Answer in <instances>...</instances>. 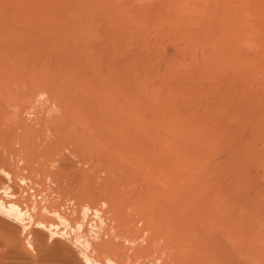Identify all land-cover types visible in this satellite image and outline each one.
I'll return each instance as SVG.
<instances>
[{
    "label": "rangeland",
    "instance_id": "374dc122",
    "mask_svg": "<svg viewBox=\"0 0 264 264\" xmlns=\"http://www.w3.org/2000/svg\"><path fill=\"white\" fill-rule=\"evenodd\" d=\"M2 84L97 243L264 264V0H0Z\"/></svg>",
    "mask_w": 264,
    "mask_h": 264
},
{
    "label": "bare ground",
    "instance_id": "6f19581e",
    "mask_svg": "<svg viewBox=\"0 0 264 264\" xmlns=\"http://www.w3.org/2000/svg\"><path fill=\"white\" fill-rule=\"evenodd\" d=\"M14 98L7 84L0 85V264H164L165 260H163L164 263L162 261V263H160L158 260L150 258V253L152 251L150 252L149 248L150 250L153 248L148 245V248H145L146 245L142 248V245L139 242V246L135 245V248H133V245L132 247V249H134L133 256L130 254L127 255V253L124 254V252L129 249L127 247L130 245L125 247L127 249L124 252L118 254L117 252L114 253L112 251L113 245L110 246L111 243H97V240L102 235L100 234V228H102V226H100V228L93 226L91 234L86 233L84 230V227H87V225H84V219L88 222L89 219H87V215H89L91 213L90 211L95 208V205L92 206L91 201L96 199V197L94 198L96 195L92 197L88 190H86L87 193L84 189V191H81L83 186L79 189V186L77 187V185H74L76 182L74 183L73 181H70L68 177L64 180L65 176H57L55 172L58 170H56V168H54V170L50 169L53 170L52 175V172L49 173L50 175L48 174L49 177L51 176L50 182L52 181L55 186H52V189L44 190L46 187L43 186L45 184H43V179L44 175H46L45 170L48 169L45 166L48 165L44 166L43 164L48 162L42 161L43 159L38 150H35L34 152H38L40 158L37 156H35L36 158L32 157L34 155L32 150L35 149L33 148V146H35V137L40 135L36 133L38 129H35L36 132H34L35 130H32L33 128H37L33 127L34 124L33 126L32 124L30 125V123L27 124L24 122L25 118H21L20 113L22 112L20 110L25 105L21 102L16 104ZM20 98L21 97H19L18 100H20ZM22 101L24 102V100ZM28 101L30 102V100ZM17 106L19 108H17L16 111H13V107ZM30 109L32 110V107ZM52 130L54 129L52 128ZM33 134H35V136H33ZM31 143L34 144L32 149L30 146L32 145ZM37 144L38 143H36V145ZM52 154L54 153H51V156L56 157V154ZM35 155H37V153H35ZM49 160H52V158ZM58 161L60 162L59 159ZM58 164L59 163H57V165ZM61 165H63V163L58 165L60 167L57 166L58 169L61 168ZM70 168H73V165ZM54 173L56 175H54ZM53 184L50 183L49 186H47L50 187V185ZM73 186H76L78 190ZM50 190H52V193H55L56 196H53V194H47ZM73 193H75V195ZM72 194L73 197L71 196ZM51 196H53L52 198L55 197L57 200H59L58 198L60 197L59 201L63 200L62 202H64L67 197L71 196L67 199V202L69 201L70 203L72 200V203L77 202L76 205L73 204L75 205L74 207L68 206V208H74V210L71 211L72 213L70 212L71 214H69L67 211H64L65 209H62L63 207L65 208L67 202L65 203V206L64 203L57 202L55 199H53L54 202H52L53 200ZM88 199H90V201ZM78 202L80 204H78ZM95 204H97V202H95ZM78 208L82 215L80 216V213H78L79 217H77V214L74 216V214L78 212ZM70 210L72 209L70 208ZM100 213L99 209H95L93 214L96 218L93 219H96L97 221L98 217L101 215ZM102 218L101 222H103L104 226ZM99 223L100 219L97 221L96 225ZM114 229L116 230V228ZM128 230L130 229H127V235H125L126 238L124 237L125 240L136 243V240L131 239L132 233ZM117 232L119 233V231ZM118 233L115 232V234ZM125 243L124 245L126 246ZM117 250L119 249L117 248ZM153 254L152 256H154Z\"/></svg>",
    "mask_w": 264,
    "mask_h": 264
}]
</instances>
